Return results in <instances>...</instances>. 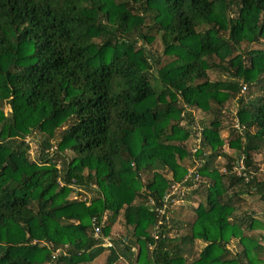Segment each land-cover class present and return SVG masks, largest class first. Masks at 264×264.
Segmentation results:
<instances>
[{"label":"trees","instance_id":"1","mask_svg":"<svg viewBox=\"0 0 264 264\" xmlns=\"http://www.w3.org/2000/svg\"><path fill=\"white\" fill-rule=\"evenodd\" d=\"M228 103L244 126L230 155ZM263 149L264 0H0V264H90L105 251V264H264L261 221L235 204H264ZM175 183L187 188L179 208L202 183L206 204L169 237L179 214L156 208ZM120 214L127 234L114 238Z\"/></svg>","mask_w":264,"mask_h":264},{"label":"rangeland","instance_id":"2","mask_svg":"<svg viewBox=\"0 0 264 264\" xmlns=\"http://www.w3.org/2000/svg\"><path fill=\"white\" fill-rule=\"evenodd\" d=\"M148 46L155 51H158L161 53L162 51V46L160 43V40L158 37H156V39L151 42L150 44H148ZM263 46L261 44H255L252 45V49H256V48H262ZM209 75L211 79H217L220 77L219 73L214 72V71H209ZM247 94H243L245 97H252V95H256V90H254V88L251 90V93L247 90L246 91ZM250 93V94H249ZM3 111L5 114H7L9 112V108L8 107H4ZM237 111V106L235 105V103H228L226 104L225 109L223 110L222 113V128L220 130V137L222 138L223 142H224V146L222 148V151L224 153H227L228 155H230L234 150L231 149L229 147V141L233 138H231V133H232V126L235 124V114ZM194 118L196 120V125H198V123H200V121H204L206 125H208L210 123V120L212 119V115H205L204 113H201L200 110H195L193 112ZM183 124H186V121H184ZM194 140L197 142L198 141V137H195L193 139V137L186 143L188 148H193L194 150ZM38 149V144L36 143H32V147L30 149L31 152V156L34 158L35 157V152ZM207 154H209V151H206ZM254 158L255 160H257L258 162L261 163L262 165V169H264V149L263 151H261V153H257L254 154ZM227 159L226 157H224L223 155L219 156L216 161H215V165L218 167L219 169V173H224L225 171V165H226ZM185 163V162H184ZM187 164V168L191 167L190 166V162H186ZM185 163V164H186ZM57 167H59V165H57ZM181 184V183H180ZM202 188V193L201 195H192V200L190 201V203H186V206H184V208H179V205H174L176 210V215L177 216L179 214V217H177L176 219L182 223L181 226L179 227H174L172 228L171 232L168 233L169 237H175L178 236L179 234L183 233L186 231V227H187V223L193 219V217L195 216V213L193 211V208L196 207V205L201 202L203 204H206L205 202V192H204V184L202 183L201 187ZM183 191H187V188H184ZM69 197L72 199H75L77 196V192L75 190L71 191L69 193ZM82 199H84L85 197H81ZM237 201V200H236ZM195 203V204H193ZM236 206L238 207V214H242V212H246V211H250L251 213L258 214L261 213L262 211H264V206L263 204H261V202L259 201V197L257 195H252V196H248V195H244L240 198V200L238 202H235ZM178 208V209H177ZM171 212L167 213V217L168 220L171 217ZM111 212L110 211H106L105 213V218L107 219L108 217H110ZM167 220V221H168ZM261 221V218L260 220ZM262 222H264V220H262ZM263 228V227H262ZM261 227L255 229L254 234H258L259 238L264 239V231ZM125 225H124V220L122 215L120 214L116 220L111 224L110 227V235L114 238L126 235L127 232L125 230ZM151 234L153 236H157L158 234H156L155 232L151 231ZM157 239V238H154ZM260 239V241H261ZM111 242V241H110ZM112 245V242H111ZM110 245V246H111ZM106 247H109V245L105 244ZM150 249H152L154 246H149ZM204 247V244L201 241H197L194 247V251H197V253ZM108 254V251H105L102 255H100L97 259H95L92 263L90 264H105V259L106 256ZM116 264H125L122 260H120L118 263Z\"/></svg>","mask_w":264,"mask_h":264},{"label":"built area","instance_id":"3","mask_svg":"<svg viewBox=\"0 0 264 264\" xmlns=\"http://www.w3.org/2000/svg\"><path fill=\"white\" fill-rule=\"evenodd\" d=\"M245 90H246L245 87H243L242 88V93ZM234 126L236 128L244 129V126L241 125L237 119H235ZM243 160L244 159H241L239 161V163L236 164L233 167V171L236 172L238 175L243 174V171L245 170V166H244ZM261 171H264V169H262ZM192 172H193V170L191 169L189 171V174L186 176V178H188L189 176H191ZM194 174H195L194 180H198L199 177H200L199 174L196 171L194 172ZM183 189H181V184L180 183H175L174 185H172L171 190L168 193H166V195L164 197L162 207H157L156 208V212H158L161 215H166V217H165L166 218V221L168 220L167 213L175 207L174 205L175 204L176 205H179V204H181L183 202V199H182V196L184 195ZM177 194H180V197H175V195H177ZM149 201H150V203L152 205L154 204V200L153 199H150ZM93 226H94V223H93ZM100 236H101V228L99 226H96L95 225V227H94V237L97 239ZM104 244H107V245L110 246L111 245V242H110V240L108 238H106V239H104Z\"/></svg>","mask_w":264,"mask_h":264},{"label":"crops","instance_id":"4","mask_svg":"<svg viewBox=\"0 0 264 264\" xmlns=\"http://www.w3.org/2000/svg\"><path fill=\"white\" fill-rule=\"evenodd\" d=\"M261 204H263V203H261ZM263 206H264V204H263ZM254 217L258 220H260V218H261V228L263 227L262 229L264 231V222H262V220H264V211H262L261 213L255 214Z\"/></svg>","mask_w":264,"mask_h":264}]
</instances>
